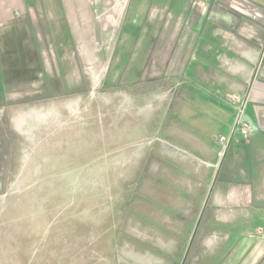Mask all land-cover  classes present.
Segmentation results:
<instances>
[{"label":"rangeland","instance_id":"rangeland-1","mask_svg":"<svg viewBox=\"0 0 264 264\" xmlns=\"http://www.w3.org/2000/svg\"><path fill=\"white\" fill-rule=\"evenodd\" d=\"M128 2L42 1L62 13L39 16L45 91L0 96V264L260 263L259 143L234 128L208 144L178 110L174 48L142 49Z\"/></svg>","mask_w":264,"mask_h":264},{"label":"crops","instance_id":"crops-1","mask_svg":"<svg viewBox=\"0 0 264 264\" xmlns=\"http://www.w3.org/2000/svg\"><path fill=\"white\" fill-rule=\"evenodd\" d=\"M42 1L0 0V96L45 91L39 89L38 81L48 69L40 72L34 44L39 16L58 19L62 13L61 8L41 6ZM131 5L135 12L131 26L141 27L146 34L141 48H174L173 63L181 66L174 77L176 97L190 91L192 99L189 106H177L178 110L187 108L191 116L200 115L197 120L204 123L208 144L234 128L249 130L259 143L254 152L255 189L264 193V0H129L126 16ZM65 45L62 40V52ZM155 58L159 65L168 63L161 56ZM60 60L71 64L69 55ZM68 67L57 68V76L53 67L48 79L71 78L66 71L74 74L76 68ZM243 115L258 129H248ZM261 198L260 223L264 225V194ZM262 254L258 264H264Z\"/></svg>","mask_w":264,"mask_h":264},{"label":"water","instance_id":"water-1","mask_svg":"<svg viewBox=\"0 0 264 264\" xmlns=\"http://www.w3.org/2000/svg\"><path fill=\"white\" fill-rule=\"evenodd\" d=\"M242 118L249 124V126L252 128V130H257L258 127L256 124L248 117L247 115H243Z\"/></svg>","mask_w":264,"mask_h":264},{"label":"built area","instance_id":"built-area-1","mask_svg":"<svg viewBox=\"0 0 264 264\" xmlns=\"http://www.w3.org/2000/svg\"><path fill=\"white\" fill-rule=\"evenodd\" d=\"M249 128V127H248ZM244 131H246L245 129H244Z\"/></svg>","mask_w":264,"mask_h":264}]
</instances>
